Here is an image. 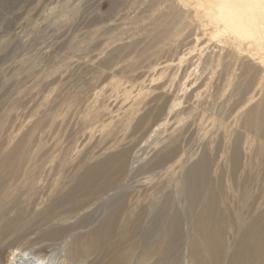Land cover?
I'll list each match as a JSON object with an SVG mask.
<instances>
[{
	"label": "rangeland",
	"instance_id": "374dc122",
	"mask_svg": "<svg viewBox=\"0 0 264 264\" xmlns=\"http://www.w3.org/2000/svg\"><path fill=\"white\" fill-rule=\"evenodd\" d=\"M200 1L211 0H0V162L20 147L30 191H39L18 194L3 224L17 207L41 205L91 166L128 153L111 192L52 223L68 230L61 239L39 240L41 229L28 226L0 240V264H74L66 251L76 236L124 192L158 185L177 193L198 164L208 189L224 178L238 191L247 178L252 203L264 206V44L217 29ZM156 20L165 25L151 26ZM168 147L174 156L158 164ZM236 148L242 168L232 180ZM227 206L234 210L233 199Z\"/></svg>",
	"mask_w": 264,
	"mask_h": 264
},
{
	"label": "bare ground",
	"instance_id": "6f19581e",
	"mask_svg": "<svg viewBox=\"0 0 264 264\" xmlns=\"http://www.w3.org/2000/svg\"><path fill=\"white\" fill-rule=\"evenodd\" d=\"M159 1L154 0V5ZM198 5L217 29L222 26L235 38L258 46L264 44V0H211ZM186 16L188 12L175 18L182 21ZM164 25L156 20L151 26ZM20 149L15 148L0 162V224L18 194L33 198L39 192L30 191L34 184ZM175 152L176 148L169 147L161 151L158 164H166ZM127 156L126 151L108 156L88 168L76 186L51 190L41 205L30 208L28 202L17 207L15 216L1 226L0 240L20 234L31 225L41 229L39 240L61 239L68 230L54 229L52 223L72 221L111 192L114 175L125 170ZM19 166L21 170L17 171ZM230 168L233 180L242 168L238 148L230 157ZM205 170V165H195L186 173L184 187L177 193L158 185L124 192L123 199L94 228L76 236L66 251V259L74 264H182L187 257L189 264H264V206L252 203V181L249 186L245 178L237 191L235 187L227 188L221 178L217 187L210 185L208 189ZM229 198L234 201L233 211L227 206ZM90 218H84L81 224ZM28 260L39 263L42 259Z\"/></svg>",
	"mask_w": 264,
	"mask_h": 264
}]
</instances>
